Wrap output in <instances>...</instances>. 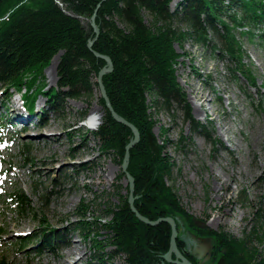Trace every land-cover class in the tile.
Instances as JSON below:
<instances>
[{
    "label": "rangeland",
    "instance_id": "1",
    "mask_svg": "<svg viewBox=\"0 0 264 264\" xmlns=\"http://www.w3.org/2000/svg\"><path fill=\"white\" fill-rule=\"evenodd\" d=\"M181 1H173L172 12L180 10ZM144 18L150 24V16L145 13ZM78 19L85 28H92L90 20ZM173 27L188 31L182 22H175ZM241 31L238 28L235 36L252 71L254 88H249L245 80L238 82L233 76L235 65L224 59L225 54L214 52L220 42L211 32L209 45L202 46L193 38L173 45L176 58L172 70L190 104L192 119L205 127L203 135L193 132L192 122L185 120L181 110L170 116L148 97L153 133L160 142L166 141V153L174 165L167 185L176 200L168 206L169 211L181 210L162 218L175 221L177 248L191 264H226L218 240L223 234L244 240L256 231L262 242L253 238L250 245L264 256V41L259 38L264 36V24L252 37H244ZM59 57L53 58L57 66ZM50 66L44 72L45 90L57 86V68L53 77L47 73ZM99 97L98 88L91 102L66 100L57 111L48 109L46 99L39 97L35 114L48 111L45 125L39 115L33 119L28 116L29 131L22 133L20 124L16 129L7 127L10 117L0 107V118L6 125L4 134H0V160L3 169H9L5 175L0 174V261L125 264L109 246L107 231L95 238V244L80 240L67 224L75 221L76 208L83 201L119 205L122 197L129 198L130 181L123 169L124 161L118 162L114 150H106L93 136L94 130L86 127L92 110H98L103 119ZM17 100L14 89L3 88L0 103L10 109ZM129 162L130 157L127 172ZM15 193L26 197L25 209L15 205ZM103 212L104 206L93 207L90 217L103 218ZM55 232L65 236L67 245L54 242L48 246L43 242L45 236ZM75 248V255L67 256ZM169 250L170 246L163 255L164 264H177L176 254L167 256Z\"/></svg>",
    "mask_w": 264,
    "mask_h": 264
},
{
    "label": "trees",
    "instance_id": "2",
    "mask_svg": "<svg viewBox=\"0 0 264 264\" xmlns=\"http://www.w3.org/2000/svg\"><path fill=\"white\" fill-rule=\"evenodd\" d=\"M173 1L0 0V94L3 88L23 93L31 113L39 97L46 99L52 111L59 110L66 100H94L98 74L107 65L94 53L110 58L113 69L103 76V85L115 113L139 131L140 140L129 151L128 172L135 182V208L150 221L181 210L169 211L168 206L176 200L167 185L174 165L166 153V141L160 142L153 133L148 97L170 116L181 110L185 120L192 122L194 133L203 135L205 131L192 119L190 104L176 82L172 70L174 43L193 38L206 46L212 42L211 32L220 42L214 52L225 54L224 59L235 65L233 76L238 82L245 80L249 88H254L252 71L245 63L235 31L242 28L241 35L252 37L264 24V0H182L180 10L172 12ZM145 13L151 18L150 24L145 21ZM94 14L100 33L89 48V41L96 35L78 18L90 20ZM175 22L184 23L188 31L175 29ZM259 38L264 41L263 35ZM60 51L64 53L57 66V86L45 90L44 72ZM254 102L251 98V104ZM97 103L104 116L93 136L106 150H114L113 155L122 162L134 134L113 118L103 98L99 97ZM262 177L264 180V170ZM13 198L18 207L28 206L24 194H14ZM103 206V218L90 217L93 207ZM103 206L83 201L76 208L75 221L67 224L80 240L96 244L95 238L107 231L109 246L125 264H164L171 237L168 224L151 227L141 222L131 211L128 197H122L119 205ZM55 233L45 236L43 242L48 246L54 242L67 245L65 236ZM253 238L262 242L256 231L244 240L225 234L218 237L225 263L264 264V256L250 245Z\"/></svg>",
    "mask_w": 264,
    "mask_h": 264
},
{
    "label": "water",
    "instance_id": "3",
    "mask_svg": "<svg viewBox=\"0 0 264 264\" xmlns=\"http://www.w3.org/2000/svg\"><path fill=\"white\" fill-rule=\"evenodd\" d=\"M77 18V17H75ZM91 21V26L94 30V33L96 35V38L92 41H89V48H91L94 44V42L97 40V37L100 33L98 27L96 26V14H94L92 16V18L90 19ZM62 52V51H61ZM61 52H59L54 58H58L61 54ZM96 57L104 60L108 67H104L98 74V77H97V84H98V88L101 92V97L104 99L105 101V105H106V108L109 110V112L112 114L113 118L121 123V124H124L126 125L127 127H129L133 134H134V139L133 141L126 147V152H125V156H124V165H123V169H124V172L126 173V176L128 178V180L130 181V190H129V198H128V204L130 206V209L131 211L136 215V217L143 223L147 224L148 226H151V227H155L161 223H168L170 224L171 228H172V235H171V239H170V250L167 254V256H171L173 253L176 254V256L178 257L179 261H177L176 263L177 264H191L188 260H186L179 252L178 248H177V245H176V239H177V236H178V232H177V226H176V223L175 221L172 219V218H162V219H159L157 221H150L149 219L143 217L138 211L137 209L135 208L134 206V192H135V182H134V179L133 177L127 172V167H128V161H129V157H130V149L132 147H134L140 140V134H139V131L137 130V128L135 126H133L132 124H130L129 122H127L126 120L120 118L116 113L115 111L113 110L112 106H111V103L109 101V98L106 94V90H105V87L103 85V76L110 73L113 69V64L110 60L109 57L107 56H102L98 53H94ZM60 59V57H59Z\"/></svg>",
    "mask_w": 264,
    "mask_h": 264
},
{
    "label": "bare ground",
    "instance_id": "4",
    "mask_svg": "<svg viewBox=\"0 0 264 264\" xmlns=\"http://www.w3.org/2000/svg\"><path fill=\"white\" fill-rule=\"evenodd\" d=\"M56 68H57L56 61L53 59L52 62H51V66L48 69L47 73H50L54 77L55 76V72H56ZM203 104H204V100H203V102L201 104H198V107L197 108H198L199 111L202 110ZM14 110L17 111L16 108H14ZM27 119H29V117ZM101 119H102V117H101V114L98 112V110H92V112L87 117L86 127H88L90 130H94V131L97 130L98 127L101 124ZM29 120H26L24 122L25 123V126L27 128L30 126L29 125ZM39 139H41V138H39ZM212 176L214 178H216V174L214 172H212ZM76 251H77V248L73 249L67 256L71 257V256L75 255ZM62 261H65V258Z\"/></svg>",
    "mask_w": 264,
    "mask_h": 264
}]
</instances>
